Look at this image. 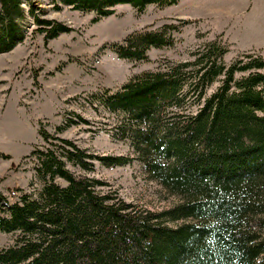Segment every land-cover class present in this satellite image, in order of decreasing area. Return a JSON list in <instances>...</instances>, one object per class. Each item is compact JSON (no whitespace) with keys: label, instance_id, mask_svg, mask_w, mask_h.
Segmentation results:
<instances>
[{"label":"trees","instance_id":"trees-1","mask_svg":"<svg viewBox=\"0 0 264 264\" xmlns=\"http://www.w3.org/2000/svg\"><path fill=\"white\" fill-rule=\"evenodd\" d=\"M22 1L0 0V54L23 39ZM178 1L55 6L106 14V7L129 2L142 13ZM30 14L47 41L71 31L33 4ZM180 31L174 24L146 28L111 48L122 59L146 61L151 49L172 47ZM227 52L209 41L191 60L91 94L93 103L123 117V136L133 140L149 177L180 202L162 212L137 209L105 181L70 169L90 172L97 162L114 167L133 158L91 153L40 129L47 145L26 156L36 162L37 187L13 192L14 201L0 194V231L16 235L0 250V264H264V58L244 53L228 65Z\"/></svg>","mask_w":264,"mask_h":264},{"label":"rangeland","instance_id":"rangeland-1","mask_svg":"<svg viewBox=\"0 0 264 264\" xmlns=\"http://www.w3.org/2000/svg\"><path fill=\"white\" fill-rule=\"evenodd\" d=\"M56 1H22L24 17L18 24L23 39L0 54V194L14 201L13 192L37 187L36 162L26 156L47 145L40 136L44 129L91 153L133 158L114 167L97 162L90 172L70 169L105 181L106 190L137 209L168 210L181 197L149 177L133 140L123 136V117L93 103L91 94L118 91L136 75L191 60L192 53L209 41L228 47L224 57L228 65L244 53L264 58V29L260 28L264 24L257 29L253 20L262 18L264 0H179L164 8L149 5L142 13L124 2L106 7V14L76 10L62 2L57 8ZM31 4L43 18L61 22L71 31L47 41L30 14ZM164 24L181 28L174 33L175 44L151 49L146 61L122 59L111 48L135 31ZM15 238L0 231V250Z\"/></svg>","mask_w":264,"mask_h":264},{"label":"crops","instance_id":"crops-1","mask_svg":"<svg viewBox=\"0 0 264 264\" xmlns=\"http://www.w3.org/2000/svg\"><path fill=\"white\" fill-rule=\"evenodd\" d=\"M260 13V12H259ZM259 16H262V18H260V17H258V19L257 18H254L253 20L254 21H256V26H257V29H259V24H264V9H262V12L260 13V15ZM253 23H255V22H253ZM264 26V25H263ZM255 27V26H254ZM260 28H263L264 29V27H260ZM263 39H264V36H263Z\"/></svg>","mask_w":264,"mask_h":264}]
</instances>
